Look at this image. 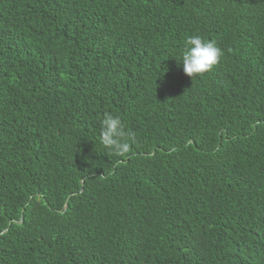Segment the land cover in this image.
<instances>
[{
  "label": "trees",
  "instance_id": "obj_1",
  "mask_svg": "<svg viewBox=\"0 0 264 264\" xmlns=\"http://www.w3.org/2000/svg\"><path fill=\"white\" fill-rule=\"evenodd\" d=\"M0 264H264V0H0Z\"/></svg>",
  "mask_w": 264,
  "mask_h": 264
},
{
  "label": "clouds",
  "instance_id": "obj_2",
  "mask_svg": "<svg viewBox=\"0 0 264 264\" xmlns=\"http://www.w3.org/2000/svg\"><path fill=\"white\" fill-rule=\"evenodd\" d=\"M180 53L183 72L191 79L210 71L223 56L222 49L214 40H207L200 35L187 36ZM100 143L117 156H123L130 151L135 143L134 134L126 129L118 115L105 113L100 120Z\"/></svg>",
  "mask_w": 264,
  "mask_h": 264
},
{
  "label": "water",
  "instance_id": "obj_3",
  "mask_svg": "<svg viewBox=\"0 0 264 264\" xmlns=\"http://www.w3.org/2000/svg\"><path fill=\"white\" fill-rule=\"evenodd\" d=\"M20 222H22V219L20 220Z\"/></svg>",
  "mask_w": 264,
  "mask_h": 264
}]
</instances>
